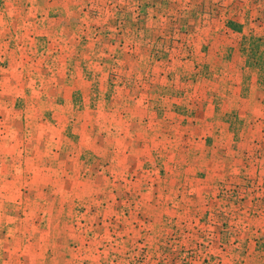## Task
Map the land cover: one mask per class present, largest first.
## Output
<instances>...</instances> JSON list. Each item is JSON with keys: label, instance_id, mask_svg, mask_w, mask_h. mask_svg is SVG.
Wrapping results in <instances>:
<instances>
[{"label": "rangeland", "instance_id": "1", "mask_svg": "<svg viewBox=\"0 0 264 264\" xmlns=\"http://www.w3.org/2000/svg\"><path fill=\"white\" fill-rule=\"evenodd\" d=\"M262 6L0 0V264H264Z\"/></svg>", "mask_w": 264, "mask_h": 264}, {"label": "crops", "instance_id": "2", "mask_svg": "<svg viewBox=\"0 0 264 264\" xmlns=\"http://www.w3.org/2000/svg\"><path fill=\"white\" fill-rule=\"evenodd\" d=\"M261 1H264V0H259L260 3H261ZM262 8H264V6H262Z\"/></svg>", "mask_w": 264, "mask_h": 264}]
</instances>
